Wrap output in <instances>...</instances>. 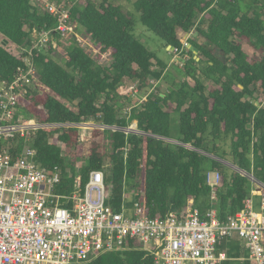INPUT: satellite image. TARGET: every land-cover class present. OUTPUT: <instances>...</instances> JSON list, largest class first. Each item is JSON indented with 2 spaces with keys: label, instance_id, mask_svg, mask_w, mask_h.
<instances>
[{
  "label": "trees",
  "instance_id": "1",
  "mask_svg": "<svg viewBox=\"0 0 264 264\" xmlns=\"http://www.w3.org/2000/svg\"><path fill=\"white\" fill-rule=\"evenodd\" d=\"M65 2L74 31L82 29L98 54L112 60L98 62L75 37L63 42L65 36L55 30L57 18L30 0H0V35L8 42L28 48L34 30L54 31L50 38L63 54L60 63L51 54V43L48 49L33 50L40 89L17 90L15 112L2 122L35 121L48 127L0 136V149L13 160L32 149L42 166H56L55 192L63 196L83 194L90 173L107 168V203L115 210L129 193L126 204L138 202L142 215L151 218L169 211L185 216L189 205L202 212L215 207L221 222L243 211L254 185L214 157L264 184V107L259 102L264 97V0H135L132 7L141 24L165 47L181 53L183 79L166 92L149 89L150 78L160 81L168 64L135 39L132 13L109 0ZM193 31L198 37L188 38V46L180 36ZM22 67L21 58L1 44L0 93ZM127 80L137 82L139 104ZM173 114L178 116V138L172 135ZM88 119L119 129H93L82 156L79 127L65 124L83 126ZM209 172L220 175L213 189ZM255 189L259 214L264 190L256 184ZM218 248L227 257L222 264H253L240 241L224 237ZM79 264L155 263L139 246H130Z\"/></svg>",
  "mask_w": 264,
  "mask_h": 264
},
{
  "label": "built area",
  "instance_id": "2",
  "mask_svg": "<svg viewBox=\"0 0 264 264\" xmlns=\"http://www.w3.org/2000/svg\"><path fill=\"white\" fill-rule=\"evenodd\" d=\"M30 1L37 6V0ZM43 9L57 18L55 30L63 36L70 31V37L81 42L62 3L47 0ZM53 32L34 30L31 45L17 47L24 67L0 93V136L48 127L35 121L2 122L10 121L15 112L17 90L39 86L31 56L35 49L56 44L50 38ZM107 172V168L92 171L83 194L63 196L55 192L59 182L56 166H42L32 149L14 160L0 149V264H79L130 246H139L155 264H222L227 257L218 244L224 237L240 241L253 264H264V195L259 214L254 210L255 184L264 190L259 181L249 178L254 186L246 208L225 222L218 219L215 207L202 212L193 205L186 208L185 216L169 211L151 218L142 215L138 202L128 206L124 201L119 210L107 203ZM219 178L218 172L208 173L212 189Z\"/></svg>",
  "mask_w": 264,
  "mask_h": 264
},
{
  "label": "rangeland",
  "instance_id": "3",
  "mask_svg": "<svg viewBox=\"0 0 264 264\" xmlns=\"http://www.w3.org/2000/svg\"><path fill=\"white\" fill-rule=\"evenodd\" d=\"M65 1L66 0H63V2H62L63 6H64V4H65V6H68L69 3L65 2ZM76 1L78 3H80L81 5L85 3V0H76ZM97 1H100V0H97ZM109 1H111V2H113L115 4L121 5L122 9H123V11L125 13H132L133 14V17L135 18V21H136V26H135V29H134V32H133V35H134L135 39L138 40L139 42H141L148 50L152 51L160 59L164 60L168 64L167 71L165 72L163 78L160 81H157L156 79H154L152 77L150 78L149 89L150 90H156L158 88L161 92H166L169 88L177 86L179 84V82L183 79L181 53L180 52H176L175 50H173L172 48H170L168 46L165 47V43L158 36H156L154 33L149 31L146 27H144L141 24V22L139 21V15L134 11V8L132 7V3L135 0H109ZM44 2H47V0H37V6H39V8L41 10L43 9ZM72 31L78 33L79 40H81V43L84 44L83 45L84 48L98 62H100L102 64H106V65H108L111 62L112 59L110 57H108L106 55L101 56L100 54H98V52L96 51L94 45L92 44V42L89 40V38L87 37V35L84 33V31L82 29L78 28L77 31H74V28H72ZM69 34H70V31L63 38V40H62L63 42L70 37ZM180 35H181V33H180ZM197 35L198 34L196 33V31H193L192 33L182 34L180 37H181L183 43L188 45L186 43L187 39L188 38H192V37L193 38L194 37L197 38L198 37ZM3 42H5V38L2 35H0V45L3 44ZM4 47H6L12 54H15V55H18V53L21 52L19 48H17L16 46L11 45L9 42H6L4 44ZM245 48L247 49L246 46H245ZM169 51H171L172 53L169 52ZM51 54H52L53 58H55V60H57L58 62L62 63L63 54H62V48L61 47H58L56 44H54ZM126 84L129 86V88H131L135 92L134 99L139 104L140 100H141V97H142L141 96L142 94L140 95L139 92L137 91V82L133 81V80H127ZM211 85L212 84H210V83H206L207 88H209ZM1 86L2 85H0V88H1ZM31 88H32V90H36L38 87H31ZM39 89L40 88H38V90ZM259 102H260V106L264 107V97L263 96L259 97ZM259 102L257 101L256 104H259ZM125 111L127 112L128 110L125 109L124 112ZM124 112H122V115H124ZM88 120L89 121L81 122V123H83V126H80L79 124H77V127H79V129H80V136H81V138L84 139V141L82 139L83 145L81 146L82 156L86 155V148H87V145H88L86 139L91 134V131L93 129H95V128H103L104 127L103 125L97 124L94 120H90V119H88ZM134 122L135 121H132L129 126H131ZM177 122H178V116L176 114H173L172 115V135L175 138H178V136H179L178 135ZM89 123H93L94 125H89ZM65 126H67V124ZM104 128H106V127H104ZM113 128H115V127H113ZM113 128H112V130H114ZM126 132L134 133V132H129V131H126ZM170 143L178 144V143H174V142H170ZM187 147H191V146L187 145ZM225 149H227V147ZM215 159L218 160L217 158H215ZM228 163H229V161H228ZM229 164L233 165L231 163H229ZM226 166H228V165H226ZM228 167L233 169L230 166H228ZM233 170L237 171L236 169H233ZM237 172H239V174L241 176H244V177L248 176V179L250 178L252 180V178H253V176H250L251 175L250 173H247L245 171L244 172L246 174L241 172V170L237 171ZM253 179H254V181L256 180L255 178H253ZM124 198H125L126 202L130 201L129 193H126Z\"/></svg>",
  "mask_w": 264,
  "mask_h": 264
},
{
  "label": "water",
  "instance_id": "4",
  "mask_svg": "<svg viewBox=\"0 0 264 264\" xmlns=\"http://www.w3.org/2000/svg\"><path fill=\"white\" fill-rule=\"evenodd\" d=\"M6 42H8V40L7 39H5V42H3V44H2V46H4V44L6 43ZM168 47H170V46H168ZM171 48V47H170ZM58 124H54V125H52V126H57ZM68 126H76L77 127V125L76 124H67ZM104 127H106V128H111V127H108V126H104ZM103 127V128H104ZM113 127H115V126H112V128ZM111 128V129H112ZM114 130H116V129H119L118 127H115V128H113ZM120 130H123V129H120ZM123 131H125V130H123ZM126 132V131H125ZM126 133H128V132H126ZM137 134H144V135H150V134H146V133H144V132H142V131H140V133H137ZM150 136H154V137H157V138H160V139H162V140H164V141H166V142H174V143H178V144H181V145H183V146H185V147H187L185 144H182V143H180V142H178V141H176V140H173V139H168V138H165V137H160V136H155V135H150ZM187 148H189V149H194L193 147H187ZM214 158H217V157H214ZM220 162H222L223 164H225V165H228V166H230V167H232L233 169H236L237 171H240L241 169H239V168H237V166H234V165H230L227 161H225V160H222V159H219V158H217ZM241 172H243L242 170H241ZM244 174H246L245 172H243ZM250 176H253L252 174L250 175ZM253 178H254V176H253ZM258 182V181H257Z\"/></svg>",
  "mask_w": 264,
  "mask_h": 264
},
{
  "label": "crops",
  "instance_id": "5",
  "mask_svg": "<svg viewBox=\"0 0 264 264\" xmlns=\"http://www.w3.org/2000/svg\"><path fill=\"white\" fill-rule=\"evenodd\" d=\"M10 43V42H9ZM11 44V43H10ZM11 45H13V44H11ZM13 46H15V45H13ZM83 124V123H82Z\"/></svg>",
  "mask_w": 264,
  "mask_h": 264
}]
</instances>
